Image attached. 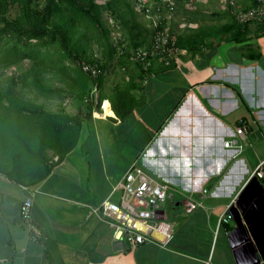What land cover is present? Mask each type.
<instances>
[{
  "label": "crops",
  "instance_id": "crops-1",
  "mask_svg": "<svg viewBox=\"0 0 264 264\" xmlns=\"http://www.w3.org/2000/svg\"><path fill=\"white\" fill-rule=\"evenodd\" d=\"M257 2L196 0L187 25L177 19L182 24L174 37L184 29L190 34V48H181L177 61L155 59L143 69L134 60H116L75 144L66 147L65 136L49 140L44 152L39 144L40 160L31 171L18 180L2 174L0 264H237L229 241L237 224L222 222L229 206L239 204L250 231L264 233V199L245 195L264 161V20L236 19ZM119 89L128 100L125 118L113 110ZM101 93L107 98L99 108ZM226 141L234 144L226 147ZM56 147L68 149L61 160ZM134 161L182 196L175 207L184 219L169 243L156 235L121 250L100 207L110 196L120 200L114 189ZM119 168L125 172L115 185ZM28 198L39 240L21 218ZM218 246L225 257L216 255Z\"/></svg>",
  "mask_w": 264,
  "mask_h": 264
},
{
  "label": "trees",
  "instance_id": "trees-1",
  "mask_svg": "<svg viewBox=\"0 0 264 264\" xmlns=\"http://www.w3.org/2000/svg\"><path fill=\"white\" fill-rule=\"evenodd\" d=\"M134 5V0H106L103 4L97 0H0V63L8 68L31 61L30 68L18 69V74L0 88L1 174L18 180L31 171L40 160L36 149L39 144L43 152L49 140L57 137H66V147L75 144L79 138L76 131L79 135L93 117L95 94L98 86L102 88L105 83L108 61H133L132 52L148 46L156 31L147 21L139 20L143 16ZM12 8L18 10L15 17L10 16ZM106 12L114 20L113 25L105 24ZM167 23L162 20L157 29L164 30ZM120 31L124 34L113 41V32ZM169 32L174 36L173 28ZM188 35L186 29L175 35L180 48H190ZM93 40L107 61L96 57ZM119 48H124L125 53L121 54ZM83 63L98 67L101 73L94 76L85 72ZM34 91L35 99H62L57 110H47L44 104L32 100ZM119 94L120 104L112 102L113 110L119 118H125L130 113L128 100L121 89ZM105 96L101 93L98 97L99 108ZM66 100L76 106L75 114L67 111L63 102ZM56 149H60L59 158L63 159L68 149ZM41 158L48 160L44 154Z\"/></svg>",
  "mask_w": 264,
  "mask_h": 264
},
{
  "label": "built area",
  "instance_id": "built-area-1",
  "mask_svg": "<svg viewBox=\"0 0 264 264\" xmlns=\"http://www.w3.org/2000/svg\"><path fill=\"white\" fill-rule=\"evenodd\" d=\"M196 0H134L135 11L143 16L149 27L156 31L153 33L148 46L138 47L132 52V59L148 69L155 59L162 60L166 65H171L178 60L182 49L178 46L177 40L170 35V29H157L162 20H167L177 11L178 3H194ZM233 3V2H232ZM236 19L241 24H247L254 20H264V0H258L257 4L245 11H239ZM121 54L125 53L124 48L118 49ZM83 70L94 76L101 72L98 67L83 63ZM245 127L237 129L238 135L245 138ZM233 141H226L225 146L230 147ZM240 149L242 146H239ZM264 179V161L253 174ZM2 174L0 173V180ZM120 192V200L114 201L111 196L101 204L102 214L110 220L113 228V243L116 248L134 249L156 235L160 240L169 243L174 238L172 223L165 221L164 207L167 204L183 202V198L168 183H161L149 176L137 161H134L124 179L114 189ZM31 198L26 199L21 206V218L24 225L30 231L32 237L39 240L42 236L41 229L32 221ZM230 208L223 215L222 222L232 219Z\"/></svg>",
  "mask_w": 264,
  "mask_h": 264
},
{
  "label": "rangeland",
  "instance_id": "rangeland-1",
  "mask_svg": "<svg viewBox=\"0 0 264 264\" xmlns=\"http://www.w3.org/2000/svg\"><path fill=\"white\" fill-rule=\"evenodd\" d=\"M105 1L106 0H97L98 3H102V4ZM192 4L194 5V3H192ZM190 5H191V3H184V4L178 3L177 11L175 12V14H172L171 17H169V19H168L167 28H169V29L173 28L174 30H177L178 29V25L180 26L182 24L180 22L178 23L177 22L178 20L181 21V22L183 21V25L186 26L187 24L184 23V19L186 17H190ZM17 14H18V10L16 8H12L11 11H10V16L11 17H15ZM104 20H105V24L108 25V26L110 24L111 25L114 24V20L112 19L111 15L108 12L104 13ZM139 20L144 22L143 17H141V16L139 17ZM180 29H181V27H179V30ZM122 34H124V31H120L119 33L118 32H113V34L111 35V38L113 39V41H115L117 38L121 37ZM92 45H93L94 51L96 52V57L102 59V56H101L100 51H99V50H102V49L98 48L96 40H93ZM102 60L104 62L107 61V59H102ZM116 60H118V59H115V60H112V61H108L109 62V66L112 67V66L117 65ZM30 66H31V61H29V60L23 61L19 66L18 65H13V66H10L8 68H3V65L0 63V88L1 87H5V85L7 84L8 80L11 79L16 74H18V72L20 71L18 69H20V68L21 69H28V68H30ZM4 69H6V70L4 71V73H2V71ZM34 94H35V91L31 94V96L33 98L32 100H35V102L38 103V104H41V105L44 104L46 106L47 110H54L55 111L58 108L57 104L60 103V101H62V99H59L57 96H56L57 98L54 97L52 99H49L46 96H40V97L35 99ZM63 102L65 103V106H66V109H67L68 112L73 113L75 111V109L71 105L70 101L66 100V101H63ZM95 103H97V101ZM95 140H96V137H95ZM77 152H78V155H80V149L79 148H78ZM124 172H125V170L123 168H119L118 170L114 171L115 185L117 183H119V181L121 180ZM174 193H175L176 197H178L177 192H174ZM115 201H117V200H115ZM164 210H165V213H166V219L165 220L170 222V223H172L174 226H176V228L180 227L179 222H182V220L184 219V217H183V215L181 213L182 210L180 208L177 209L175 206H171L170 204H167L164 207ZM216 255L225 257L224 250L221 249L220 246H218L217 249H216Z\"/></svg>",
  "mask_w": 264,
  "mask_h": 264
},
{
  "label": "water",
  "instance_id": "water-1",
  "mask_svg": "<svg viewBox=\"0 0 264 264\" xmlns=\"http://www.w3.org/2000/svg\"><path fill=\"white\" fill-rule=\"evenodd\" d=\"M246 194L259 196L263 200L264 179L259 180L257 178L255 182H252L246 189ZM230 213L237 224V227L229 235L230 246L236 263L264 264V233L255 234L250 231L249 220L239 204L232 206Z\"/></svg>",
  "mask_w": 264,
  "mask_h": 264
}]
</instances>
